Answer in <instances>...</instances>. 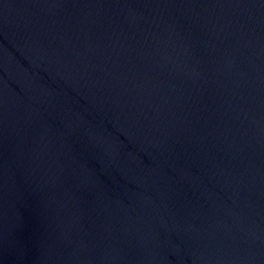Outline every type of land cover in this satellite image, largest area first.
Segmentation results:
<instances>
[{"label":"water","instance_id":"obj_1","mask_svg":"<svg viewBox=\"0 0 264 264\" xmlns=\"http://www.w3.org/2000/svg\"><path fill=\"white\" fill-rule=\"evenodd\" d=\"M0 264H264V0H0Z\"/></svg>","mask_w":264,"mask_h":264}]
</instances>
